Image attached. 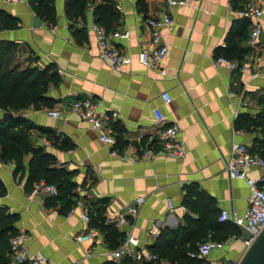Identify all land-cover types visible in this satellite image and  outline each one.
<instances>
[{"label":"crops","instance_id":"0c3cea01","mask_svg":"<svg viewBox=\"0 0 264 264\" xmlns=\"http://www.w3.org/2000/svg\"><path fill=\"white\" fill-rule=\"evenodd\" d=\"M65 1L54 0L55 24L39 18L40 26L33 27L36 15L30 2L0 0V9L19 20L18 28L0 31V40L17 44L12 68L50 66L57 76V83L49 85L47 91L52 106L40 110L28 107L13 116L43 128V135L31 130L34 146L53 156L50 167L68 173L76 205L69 213L55 196L43 193L30 197L35 183L28 184L30 154H25L21 158L23 174L14 175L15 163L0 159V181L5 188L0 211L14 216L15 232L27 234L29 253L45 257L49 264H145L135 258L136 251L156 255L157 260L150 264H171L153 253L157 241L175 239L194 251L203 240L212 239L214 216L221 210L240 214L247 208L248 188L242 180L227 178L225 159L231 142H242L250 151L261 134L253 125L237 126V120L251 122L263 112L264 19L245 17L242 12L264 0H185V5L175 7L171 11L172 29L161 30L167 45L163 77L139 64L136 55L149 40L145 20L159 17L165 0H113L119 16L108 32L129 31L128 39L113 43L133 59L119 71L99 58L89 28L98 1L87 4L84 18L73 24L85 29L84 37L78 36L80 42L65 16ZM256 24L261 33L254 45H249L248 35ZM229 44L240 48V58L233 61L245 65L243 72L230 71L215 62L224 57L221 51ZM163 91L171 97L167 104L160 99ZM87 97L99 100L114 114L108 125L116 140L113 146L101 142L87 122L69 111V104ZM154 108L160 109L162 126L178 127L177 138L185 148L183 158L159 151ZM52 109L60 111L61 118L49 117L47 111ZM54 138L60 147L70 148L55 147ZM146 151L151 156L145 160L122 158H139ZM248 174L258 178L264 175V168L249 169ZM136 197L143 199L137 215L116 227V215L125 212ZM96 210L104 225L116 228L120 240L130 232L138 240L137 247L129 248L117 260L111 259L108 253L116 248H111L98 228L81 218L82 213ZM188 221L196 227L189 228ZM86 233L89 238L77 240ZM243 253L242 239L232 236L221 250L209 252L205 264H237Z\"/></svg>","mask_w":264,"mask_h":264},{"label":"trees","instance_id":"16d2710c","mask_svg":"<svg viewBox=\"0 0 264 264\" xmlns=\"http://www.w3.org/2000/svg\"><path fill=\"white\" fill-rule=\"evenodd\" d=\"M96 0H66L64 4L65 16L70 23L72 34L79 40L84 37L83 27L74 28L73 24L77 19H83L87 4ZM93 7V22L102 26L107 32L110 31L112 22L118 19V12L115 9L113 0H97ZM33 13L48 24H55L54 0H30ZM19 27V20L0 9V31L11 30ZM17 51V44L13 41L0 40V110L2 113H12L33 107L40 110L43 106L50 107L53 100L47 96L49 85L57 83V76L51 71V67L39 69L35 66H28L22 70L11 67L12 58ZM224 58L229 60L240 58L238 45L229 44L222 49ZM254 121L246 122L243 118L237 120V126L249 128L251 125L260 129V137L254 139L250 153L264 157V107ZM36 129L43 135V128L35 127L32 123L20 116H13L5 119L0 115V159L15 163L13 174H23L22 156L30 154L28 163L27 181L31 186L34 183L43 181L47 185H54L57 190L55 196L57 202L65 211H70L76 205V196L72 191V183L68 173L62 169L52 168L54 158L45 152L42 147H35L31 130ZM60 149L70 148L68 145L60 147L56 138L52 143ZM61 145V144H60ZM5 188L0 181V196L4 195ZM189 191H187V194ZM89 225L98 228L105 236V240L111 248H117L123 239L120 240L119 233L112 225H104V219L100 211L87 212ZM213 241L225 242L232 236H239V230L228 222H219L218 215L214 216ZM210 219V217H209ZM14 216L0 211V264H8L10 261L9 238L15 233L12 224ZM229 224V225H228ZM189 228L196 227L195 222L188 221ZM198 230V229H197ZM196 232V230L194 231ZM120 241V243H119ZM208 240H203L205 242ZM201 242V243H202ZM6 248L8 251L5 252ZM185 249L175 239L157 241L153 246V253L160 258H166L171 264H205V259L198 258L195 253L197 248ZM190 254H193L191 256Z\"/></svg>","mask_w":264,"mask_h":264},{"label":"built area","instance_id":"2783aa9c","mask_svg":"<svg viewBox=\"0 0 264 264\" xmlns=\"http://www.w3.org/2000/svg\"><path fill=\"white\" fill-rule=\"evenodd\" d=\"M30 0H4L9 4H28ZM185 5V0H165V10L157 18H147L145 26L149 30V40L144 48H141L137 55L136 61L146 68L158 71L160 77L166 75V70L163 65L164 58L167 53V45L162 41L161 30H171L173 20L171 11L175 7ZM242 15L245 17H262L264 19V2L260 5H248ZM90 30L95 36L98 56L101 60L109 63L111 69L119 71L121 66L132 62V57L129 53L120 50L113 42L117 39H128L130 33L128 30L107 32L102 26L91 22ZM261 33V27L256 24L248 35L247 42L249 45H254L257 37ZM215 62L223 64L230 71L245 70V65H239L236 61L226 59L224 57L217 58ZM160 99L163 104L171 101V97L167 91L160 94ZM69 111L76 114L77 117L87 122L91 129L97 134L99 140L104 144L113 146L116 143L115 138L109 132V122L113 118V113L102 105L99 100L92 97L79 99L69 104ZM157 126V145L159 151L172 158H183L185 156V148L183 141L177 138L178 127L175 124L162 126L163 118L159 108H154L152 111ZM2 114L0 110V115ZM47 115L51 118H61V113L58 110H48ZM111 154H115L114 151ZM151 156L150 151L144 152L139 158L136 156L122 158L145 160ZM264 168V157L257 154H251L247 145L242 142H231L230 153L225 159V172L228 179H238L245 182L248 188L247 208L242 213L235 211L221 210L218 215L219 222H228L236 227L239 232L241 229L249 233L248 239H242L244 251L247 250L253 243L255 238L264 228V175L258 178L249 176V169ZM57 195V190L54 185H47L43 181L34 184L29 196L33 197L37 194ZM143 199L136 197L132 203L126 208L125 212L119 213L114 219L116 227L121 228L127 222L128 218H134L141 205ZM71 211H69L70 213ZM81 218L85 223L89 222V217L86 212L81 214ZM89 234L77 236V240L89 238ZM241 238V235H239ZM27 234L21 231L15 232L9 238V253L10 264H49L47 259L39 254H31L28 251ZM138 240L134 238L130 232H125L124 239L120 246L108 253L111 259H119L131 247H137ZM224 242L208 240L202 242L197 249L195 255L200 259L207 258L212 249L221 250ZM193 256V254H190ZM136 259H142L145 264H150L157 260L156 255L152 253H141L136 251ZM160 264V263H158ZM230 264V263H229Z\"/></svg>","mask_w":264,"mask_h":264},{"label":"water","instance_id":"95a60500","mask_svg":"<svg viewBox=\"0 0 264 264\" xmlns=\"http://www.w3.org/2000/svg\"><path fill=\"white\" fill-rule=\"evenodd\" d=\"M41 21L37 16L32 18V26H40ZM5 119H11L13 117L12 113H2ZM241 239H248L249 233L245 230H240ZM237 264H264V228L260 234L255 238L250 247L244 251L242 257Z\"/></svg>","mask_w":264,"mask_h":264},{"label":"rangeland","instance_id":"374dc122","mask_svg":"<svg viewBox=\"0 0 264 264\" xmlns=\"http://www.w3.org/2000/svg\"><path fill=\"white\" fill-rule=\"evenodd\" d=\"M30 8H31V4H29Z\"/></svg>","mask_w":264,"mask_h":264}]
</instances>
